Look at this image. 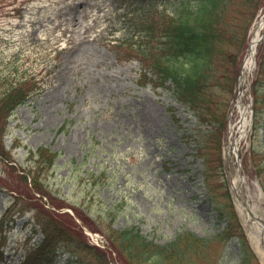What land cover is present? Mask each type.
<instances>
[{"label":"rangeland","instance_id":"rangeland-1","mask_svg":"<svg viewBox=\"0 0 264 264\" xmlns=\"http://www.w3.org/2000/svg\"><path fill=\"white\" fill-rule=\"evenodd\" d=\"M178 1L0 0V98L20 84L33 92L7 122L0 118L10 154L8 161L0 154V220L15 190L23 200L6 215L14 220L4 247L6 264H19L44 240L47 210L54 209L46 198L37 200L20 176V167L33 164L29 150L41 146L59 154L54 167L38 168L36 175L58 198L55 212L70 213L58 223L72 230L69 250L78 255L62 249L53 264H101L96 253L103 252L89 249L100 243L97 237L103 238L111 263L126 264L120 247L106 236L127 228L159 246L181 234L204 241L183 264H257L252 258L246 263L235 212L264 264V248L249 232L253 221L232 188L233 180L244 177L264 219V29L254 66L245 71L243 106L253 114L243 134L239 101L230 91L233 69L243 68L264 24V0H228L222 27L226 53L217 67L229 79L210 90L214 117L209 121L199 120L178 100L171 81L160 84L153 73H145L136 53L122 44L134 34L145 39L148 32L132 27L131 19L147 15L156 23L149 33H155L153 44L161 45V18ZM225 110L221 152L217 137ZM232 133L243 136L235 164L229 162L234 154L227 153ZM33 194L36 198H30ZM71 208L89 216L87 227Z\"/></svg>","mask_w":264,"mask_h":264},{"label":"trees","instance_id":"trees-1","mask_svg":"<svg viewBox=\"0 0 264 264\" xmlns=\"http://www.w3.org/2000/svg\"><path fill=\"white\" fill-rule=\"evenodd\" d=\"M154 1L162 0H148L153 5L156 3ZM227 5L228 0H179L174 6L173 12L169 14L164 13L161 18L162 35L159 39L163 40L161 45L153 44L155 33L149 34L156 26L155 21L150 23L153 16L149 20V18H144L147 15L140 19L133 15L131 19L133 23L132 27L148 32L145 35L146 42H144L143 36L134 34L122 43L123 45L127 44L130 46V49L136 53L137 59L141 61L144 70L153 73L159 82H161L160 84L171 81L178 100L190 108L201 121H209L208 119L214 117L211 116V110L208 107L212 99L211 94H213L210 90L213 89L212 87L219 85L220 79L224 82H227L229 79V75L227 76L225 72L220 73L217 67L223 54L226 53V37L222 27L226 18ZM136 36H138V40H134ZM231 57H228V59H231ZM237 76L238 69L234 68L230 80L231 93H233ZM32 95V89L27 90L22 84L13 86L11 90L7 91L0 98V118H4L7 122L13 112L19 106L25 104ZM226 115L227 112L225 110L219 122L221 126L219 131H222L217 137V143L220 149H222L225 138ZM215 119L218 120L219 116H215ZM256 128L257 115L254 129L255 132H258L259 124L258 128ZM5 131L0 135V154L5 158V161H8L10 154L3 146ZM207 134L203 132V138H206ZM28 156L33 164L29 169L20 167V171L22 172L20 173L21 179L26 187V184L29 185L27 189L31 188L33 193L38 195L37 200L43 201V198H46V202L54 209L47 210V221L42 226L44 240L37 246L29 249L20 264H51L58 257L60 249H64L76 257L78 255H76L75 250H69L71 242H69L68 237H73L72 230L58 223V220L66 217L64 215H68L69 213L65 212L62 214L55 212L61 206L55 201L58 198L53 196L49 188L36 175V169L38 168L46 167L51 169L54 167L59 154L48 147L41 146L36 150H29ZM11 166L13 168L17 167L14 164ZM15 191L16 195L13 196L11 205L0 220V264H4V247L7 241V231L13 227L12 223L14 222V220H7L6 215L17 205V201H23L17 196V191L19 190ZM33 197L36 198L34 194L30 198ZM22 198L25 200L29 199L27 196H22ZM74 209L76 216L87 227L86 220H89V216L76 208ZM234 218L238 225V237L242 243V249L246 253L245 260L248 263L247 261H251V258L255 260V257L238 224L236 212L234 213ZM79 228L83 232V226ZM88 228L92 231L96 230V228ZM106 233L108 234V232ZM106 237L110 243L112 242L120 247V251L125 255L123 259L126 264H167V262L168 264H183L182 260L188 252L192 250L197 251L200 243L204 245V241L201 239H196L193 236L191 239L181 234L175 241L164 246H159L146 240L136 228H127L117 232L116 237L112 233ZM89 249L97 251L95 247H90ZM96 255H98L101 264H110L106 257L100 253H96ZM173 256H176V259L173 258L175 261H172L171 257Z\"/></svg>","mask_w":264,"mask_h":264},{"label":"bare ground","instance_id":"bare-ground-1","mask_svg":"<svg viewBox=\"0 0 264 264\" xmlns=\"http://www.w3.org/2000/svg\"><path fill=\"white\" fill-rule=\"evenodd\" d=\"M264 29V24L262 25L261 29L258 31L256 34V37L253 39L250 49H249V57L245 61L244 65V71H250L253 66H254V61H255V54H256V49L257 45L259 43V37H260V31ZM238 105L239 109L241 110L242 113V118H241V125H240V130L243 134L244 129L246 127V124L248 123V108L247 106H243V101H244V94L241 93L238 96ZM241 134V135H242ZM240 135V139L243 138V136ZM232 187L235 192L237 200L240 202V204L247 208L252 214H254L256 219H253V225L249 229L250 234H252V237L255 239L257 244L264 243V219L261 218L256 211L255 205H253V197H252V191L250 190V187L246 183L245 178L241 179L239 182L236 180H233L232 182ZM245 206H244V204ZM248 212V211H247ZM249 214V213H248Z\"/></svg>","mask_w":264,"mask_h":264}]
</instances>
